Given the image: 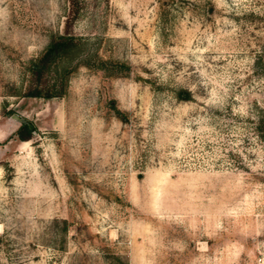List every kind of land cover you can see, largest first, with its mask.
Listing matches in <instances>:
<instances>
[{
    "label": "rangeland",
    "instance_id": "1",
    "mask_svg": "<svg viewBox=\"0 0 264 264\" xmlns=\"http://www.w3.org/2000/svg\"><path fill=\"white\" fill-rule=\"evenodd\" d=\"M79 5L42 98L67 1L0 0V264H264V0Z\"/></svg>",
    "mask_w": 264,
    "mask_h": 264
},
{
    "label": "trees",
    "instance_id": "2",
    "mask_svg": "<svg viewBox=\"0 0 264 264\" xmlns=\"http://www.w3.org/2000/svg\"><path fill=\"white\" fill-rule=\"evenodd\" d=\"M66 1L67 11L63 20V31L50 39L39 56L30 62L31 79L24 91L26 96L50 98L60 96L64 92L66 76L69 70L61 73L58 85L55 86L47 82L46 72L55 59L72 49L77 43V37L71 32L70 28L79 14V0ZM175 94L180 99L189 97V91L185 89H178ZM33 127L29 121L22 119L14 134L20 140L29 139Z\"/></svg>",
    "mask_w": 264,
    "mask_h": 264
},
{
    "label": "water",
    "instance_id": "3",
    "mask_svg": "<svg viewBox=\"0 0 264 264\" xmlns=\"http://www.w3.org/2000/svg\"><path fill=\"white\" fill-rule=\"evenodd\" d=\"M13 116H15V114H13Z\"/></svg>",
    "mask_w": 264,
    "mask_h": 264
}]
</instances>
